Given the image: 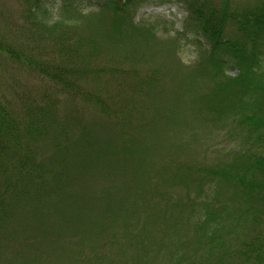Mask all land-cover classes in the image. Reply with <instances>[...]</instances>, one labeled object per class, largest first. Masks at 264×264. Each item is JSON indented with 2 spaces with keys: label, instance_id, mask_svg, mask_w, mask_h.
Wrapping results in <instances>:
<instances>
[{
  "label": "trees",
  "instance_id": "obj_1",
  "mask_svg": "<svg viewBox=\"0 0 264 264\" xmlns=\"http://www.w3.org/2000/svg\"><path fill=\"white\" fill-rule=\"evenodd\" d=\"M53 1L0 18L23 38L0 36V264H105L115 248L108 264H264V0H161L186 14L168 39L134 23L144 0H60L74 21ZM107 14L108 31H79ZM160 43L170 64L152 66ZM188 119L235 146L187 164Z\"/></svg>",
  "mask_w": 264,
  "mask_h": 264
},
{
  "label": "rangeland",
  "instance_id": "obj_2",
  "mask_svg": "<svg viewBox=\"0 0 264 264\" xmlns=\"http://www.w3.org/2000/svg\"><path fill=\"white\" fill-rule=\"evenodd\" d=\"M125 1V0H122ZM254 1V0H251ZM84 5L86 6V10H90L91 7L87 6V3L85 2ZM19 2L16 3V0H0V18L11 16L10 9L16 10L19 8ZM48 13L52 17H66L67 21H74L78 18V16L73 15V13L68 14L66 12H63L61 10V2L60 0H55L53 2H50L48 4ZM19 10V9H18ZM130 12L133 16L134 23H138L139 27L143 29L144 33L146 32L147 24H155L158 28V37H163V39H168L169 36H173L177 31H180L182 29V23L186 16L185 12L180 10L177 5L174 2H161V0H144L142 2L133 1L132 5L130 6ZM112 15V14H111ZM111 15L107 14L106 17H104L103 23H97L94 22L91 25H88L86 22L84 26L79 29V31L83 34H90L92 33H103L104 31H108L110 29V21H111ZM119 17H122L123 15L118 13ZM126 18V21L129 18V15ZM171 22H174L175 25L172 26ZM142 24V25H140ZM0 36L7 40L8 42H11L14 40V37L23 39L20 32H17L15 29V25L11 22L9 24L0 22ZM8 25V26H7ZM27 31V30H25ZM23 33V32H22ZM191 39V37L189 38ZM163 41V40H162ZM153 42V41H152ZM166 42V41H163ZM180 50L178 52V57L183 61L185 65H191L197 58V48L195 45L190 43V40L182 39L181 41ZM167 45L164 43H160L159 45L155 46V50L157 52H154V54L150 53L149 56L150 64L152 66L157 64H163L165 62L166 64H170V59L167 56ZM45 47H43L44 49ZM45 50V49H44ZM43 53L45 51H42ZM166 54V55H165ZM49 55V54H46ZM157 55V56H155ZM154 57V59H153ZM151 66V67H152ZM0 68H2V65H0ZM232 75H234L236 72L235 70L230 71ZM5 73L4 71L0 73V77L4 78ZM19 80L23 83L31 82L32 78H27L25 74H21L18 76ZM33 85H39L37 81L33 78ZM169 85L164 86L167 88ZM35 88V87H33ZM164 88V89H165ZM158 98L157 96H153L151 99V102L156 101ZM156 103H159V100L156 101ZM154 106L151 104V107ZM146 112V110H145ZM208 122L199 121L196 120L193 123H190V120L188 119V123H185L184 126L180 127V131L183 132L184 139L182 140V144L179 143L178 147L184 148L186 146V150L184 153L181 154V158L187 162V164H190L194 161H200V160H208L217 156V154H220L223 150L228 149L230 146H235L234 144V137L231 140L228 136V133H226L225 129H218L213 128L211 125L208 126ZM135 129H138L135 127ZM137 131V130H135ZM134 133L138 138L143 137L144 135H149V133H142V131H137ZM177 147H169L167 150L163 151L162 154L159 156H155L156 159H159L160 157L164 158H170V157H176L179 153L177 150ZM217 149H220L217 152ZM161 153V152H160ZM159 162V161H158ZM157 162V163H158ZM157 164H154L153 167L155 168ZM157 171L156 169H154ZM79 183H82V181H79ZM78 183L73 180L69 186V189H74L77 187ZM107 233V231H106ZM105 233V234H106ZM99 234H95L94 236H97ZM94 236H90V242L93 241ZM107 236V234H106ZM98 241H93V245H99L97 243ZM22 243V241L19 242V245ZM97 243V244H96ZM164 249V248H162ZM115 248L113 253L112 252H103L102 254L105 255V259L108 261L105 264H108L109 262H117L119 259L123 258L124 255L128 253H122L120 254V251H116ZM49 259L51 258L52 261L54 260L53 255L55 254V251H53L52 248H49L47 252L44 253ZM87 255V253H86ZM89 258V257H88ZM87 259V258H85ZM162 262L160 264H167V259H162ZM119 262V261H118ZM56 262L55 264H57ZM58 264H64L63 262H59Z\"/></svg>",
  "mask_w": 264,
  "mask_h": 264
}]
</instances>
